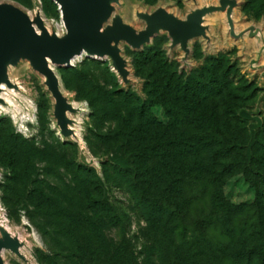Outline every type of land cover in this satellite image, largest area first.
Masks as SVG:
<instances>
[{
	"label": "rangeland",
	"instance_id": "obj_1",
	"mask_svg": "<svg viewBox=\"0 0 264 264\" xmlns=\"http://www.w3.org/2000/svg\"><path fill=\"white\" fill-rule=\"evenodd\" d=\"M0 1L15 4L30 17L39 13L51 31L62 30L60 13L52 0ZM216 1L198 0V3ZM237 1L234 17L237 30L250 25H261L264 29V0ZM189 3L192 1L120 0L115 12L139 30L144 24L134 18L136 10L150 12L163 6L183 17L193 8ZM208 24L209 43L199 38L192 40L186 61H182L178 48L169 49L166 33L155 35L138 50L120 44L131 73L128 84L113 74L106 59L82 57L67 67L54 66L63 93L86 108L83 114H69L76 137L59 135L53 117V99L43 77L25 60L8 67L10 81L17 88H6L1 103L4 111H0V219L3 220L0 222L22 241L20 253L24 258L4 251L5 264H79L73 255L74 240L65 225L53 217L52 210L68 207L84 211L80 181L94 179L100 180L102 196L109 205L121 210L97 219L98 231L93 237L99 250L112 253L124 248L133 253L137 264H172L166 256L159 228L144 221L151 208L148 204L136 208L131 191L115 179L111 166L106 164L116 151L113 140L106 137H111L118 126L110 113L122 114L125 105L118 103L119 98L117 102L104 104L109 114L103 117L89 104L100 103L96 100L97 89L131 90L144 102L146 80L141 70L146 58L153 54L174 61L177 71L185 77L191 72L207 75L211 68L214 75L227 79L222 95L213 98V143L236 141L239 147L229 157H237L240 164L227 178L223 192L234 203L251 202L255 198L264 203V42L245 36L242 43L230 37L224 14L212 16ZM154 113L159 119L164 118L160 108ZM216 128L221 132H216ZM11 149L19 156L22 152L29 154L16 172H13ZM207 238L212 242L213 229ZM105 264H118V259L109 258Z\"/></svg>",
	"mask_w": 264,
	"mask_h": 264
},
{
	"label": "trees",
	"instance_id": "obj_2",
	"mask_svg": "<svg viewBox=\"0 0 264 264\" xmlns=\"http://www.w3.org/2000/svg\"><path fill=\"white\" fill-rule=\"evenodd\" d=\"M141 73L146 80L144 102L131 90L96 88L100 103H89L103 117L109 114L104 104L120 100L125 105L122 114L110 113L118 126L106 137L116 146L106 161L115 179L131 191L136 208L149 205L144 221L159 228L172 264H264V203L256 198L234 203L226 197L223 186L240 164L229 155L239 144L213 143V98L222 95L227 79L211 68L207 75L191 72L185 77L174 61L158 54L146 58ZM156 108L163 119L154 113ZM10 155L16 172L29 154L19 156L11 149ZM80 183L85 214L77 208L52 210L74 240L78 263L105 264L116 258L118 264H137L127 249L109 253L95 245L97 219L121 210L102 196L99 179ZM210 229L212 242L207 238Z\"/></svg>",
	"mask_w": 264,
	"mask_h": 264
},
{
	"label": "water",
	"instance_id": "obj_3",
	"mask_svg": "<svg viewBox=\"0 0 264 264\" xmlns=\"http://www.w3.org/2000/svg\"><path fill=\"white\" fill-rule=\"evenodd\" d=\"M58 5L64 33L58 36L49 33L44 20L37 13L31 20L29 15L10 2L0 1V83L8 88H17L8 78V67L15 66L20 60L29 63L32 70L44 77V84L53 99V117L60 128L62 137H75V132L68 124L73 120L66 117L65 111L75 113V109L67 102L60 90L61 80L49 63L58 67L70 66L76 55L83 52L87 58L104 59L108 56L111 65L116 70L120 81L128 84L131 75L128 62L121 53L120 44L124 43L133 50H138L151 42L159 34L166 33L169 37V49L178 46L185 54L182 61L189 55V40L203 37L206 41L207 26L203 25L206 14L214 11H225L229 32L235 39L249 31L253 37V26L239 33H234L231 11L238 6L237 0H218L210 4L190 9L183 17L168 12L159 6L154 10L136 11L135 16L144 24L137 30L123 21L115 12V5L120 0H52ZM40 32H37V29ZM90 56H96L93 58ZM3 100L0 99V103ZM61 136V135H60ZM23 246L17 236L0 226V264H5L2 251L8 250L24 258L20 253Z\"/></svg>",
	"mask_w": 264,
	"mask_h": 264
},
{
	"label": "bare ground",
	"instance_id": "obj_4",
	"mask_svg": "<svg viewBox=\"0 0 264 264\" xmlns=\"http://www.w3.org/2000/svg\"><path fill=\"white\" fill-rule=\"evenodd\" d=\"M190 1H192V4H190L189 3V6L190 5H193V8L194 7H200V6H205V5H210V4H217V2L218 1H216V3H210V2H208V3H205V4H202V5H200L199 3H198V0H188V2H190ZM55 4V3H54ZM56 5V4H55ZM114 5H116V4H114ZM57 6V8H58V5H56ZM237 8V6L235 7V8H233L232 9V11H231V19H232V22H233V28H234V33L236 34V33H239L240 32V30H237V28H236V22H235V19H234V17H235V9ZM167 10V9H166ZM136 11H138V10H136ZM135 11V12H136ZM168 12H171V13H173L172 11H169V10H167ZM59 12V11H58ZM174 15H176L175 13H173ZM216 14H224V25H225V27H226V30H228V34H229V36L230 37H232L231 36V34H230V32H229V25H228V22H227V18H226V14H225V11H214V12H211V13H208V14H206L205 16H204V18H203V25H205V26H207V30H206V35L207 36H209L208 35V33H209V31H210V28H211V26H210V24H208L209 23V19L212 17V16H214V15H216ZM177 16V15H176ZM30 17V16H29ZM179 17V16H178ZM134 18L135 19H138L136 16H135V13H134ZM30 19L32 20L33 18L32 17H30ZM61 20V19H60ZM139 20V19H138ZM61 23H62V21H61ZM44 25H45V27H46V29L48 30V32L49 33H51V32H55L58 36H61L63 33H64V26H63V23H62V30H60V29H57L56 31H51L50 29H49V26L47 25V24H45L44 23ZM218 25V24H217ZM250 26H253V37H255V39H258L259 41H261V42H264V29H263V26H258V25H250ZM250 26H247L246 28H242V30H247ZM37 29V28H36ZM225 29V28H224ZM241 30V31H242ZM37 32H40L38 29H37ZM59 32H61V33H59ZM224 32V31H223ZM248 33H249V31H247L245 34H243V36H241V37H239V38H237V40H240V41H243L242 43H244V39H245V36H247V37H249L248 36ZM259 36V38H257ZM199 39H203L204 41H206L203 37H199ZM235 39V38H234ZM192 42V40H189V42H188V47H189V45H190V43ZM207 43H209V40L208 41H206ZM175 48H178L179 50H180V52H181V59H182V57H184V52L178 47V46H175ZM87 56V54L85 53V52H83L81 55H76L75 57H73L72 58V60H71V62H70V64L69 65H71V64H73L75 61H78V60H80L82 57H86ZM90 57H93V58H97L96 56H90ZM188 57V56H187ZM104 59H106V60H108L109 61V64H110V68H111V70H112V72L116 75V76H118V74H117V72H116V70L113 68V66L111 65V60H110V58L108 57V56H106ZM187 60V58L185 59V61ZM49 66L54 70V64H52V63H49ZM43 77V76H42ZM129 78H130V75L128 76ZM8 78H9V76H8ZM43 79H44V77H43ZM118 79L120 80V78L118 77ZM9 80H10V78H9ZM6 88H8L7 87V85L5 84V83H3V82H1L0 83V99L1 100H3V99H5V92H4V90H6ZM60 90H61V92H62V94L66 97V99H67V102L69 103V104H71V106L73 107V109H75V114H83V113H85V111H86V108H85V106L83 105V104H80L79 102H77L76 101V99H74V98H68L64 93H63V87H62V85H61V83H60ZM9 100V99H8ZM0 111H4V109H2L1 108V103H0ZM69 114H70V112L69 111H65V115H66V117H69ZM79 117V116H78ZM56 127H57V129H58V133H59V135H61V136H63L62 135V133H60V128H59V126L58 125H56ZM68 127H71L72 128V124H68ZM73 137V136H72ZM75 137H76V134H75ZM1 220V219H0ZM1 221H3V220H1ZM0 226L4 229V230H7V231H9L1 222H0ZM10 233V232H9ZM11 234V233H10ZM12 235V234H11ZM19 239V238H18ZM19 241H21V240H19ZM4 251H8V250H3L2 251V253L4 252ZM12 253V252H11ZM14 254V253H13ZM14 255H16V254H14ZM17 256V255H16Z\"/></svg>",
	"mask_w": 264,
	"mask_h": 264
}]
</instances>
